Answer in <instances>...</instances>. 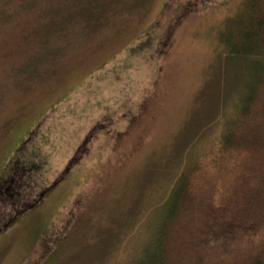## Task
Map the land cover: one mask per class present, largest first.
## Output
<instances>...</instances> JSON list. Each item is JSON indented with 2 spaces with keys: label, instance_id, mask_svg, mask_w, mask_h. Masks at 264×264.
<instances>
[{
  "label": "rangeland",
  "instance_id": "1",
  "mask_svg": "<svg viewBox=\"0 0 264 264\" xmlns=\"http://www.w3.org/2000/svg\"><path fill=\"white\" fill-rule=\"evenodd\" d=\"M242 1L0 0V264H136L182 168L219 164Z\"/></svg>",
  "mask_w": 264,
  "mask_h": 264
},
{
  "label": "trees",
  "instance_id": "2",
  "mask_svg": "<svg viewBox=\"0 0 264 264\" xmlns=\"http://www.w3.org/2000/svg\"><path fill=\"white\" fill-rule=\"evenodd\" d=\"M242 2L221 42L246 88L222 124L219 164L182 168L136 264H264V0Z\"/></svg>",
  "mask_w": 264,
  "mask_h": 264
}]
</instances>
